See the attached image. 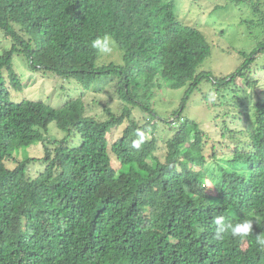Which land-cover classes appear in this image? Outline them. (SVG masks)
I'll return each instance as SVG.
<instances>
[{
    "label": "trees",
    "instance_id": "obj_1",
    "mask_svg": "<svg viewBox=\"0 0 264 264\" xmlns=\"http://www.w3.org/2000/svg\"><path fill=\"white\" fill-rule=\"evenodd\" d=\"M176 2L0 0V38L10 43L0 51V264H264L254 239L264 233V97L237 84L264 83L251 76L264 56L262 6L225 0L251 5L262 18L241 25L263 37L222 77L199 71L212 46L178 17ZM106 32L121 63L90 47ZM16 57L33 72L92 85L96 101L64 119L62 139L50 138L59 126L54 105L15 99L12 89L22 90ZM204 83L230 109L223 124L185 113ZM182 89L180 105L162 114L166 96ZM100 94L108 96L104 113ZM233 119L245 129L228 128ZM137 130L146 135L141 150L131 148ZM227 133L237 142L230 153L223 152L232 147ZM36 145L43 159L32 157ZM208 149L209 159L220 158L216 170L206 168ZM37 165L45 169L32 175ZM216 215L226 223L253 219V236L215 240Z\"/></svg>",
    "mask_w": 264,
    "mask_h": 264
},
{
    "label": "rangeland",
    "instance_id": "obj_2",
    "mask_svg": "<svg viewBox=\"0 0 264 264\" xmlns=\"http://www.w3.org/2000/svg\"><path fill=\"white\" fill-rule=\"evenodd\" d=\"M253 3H257L262 6L260 13L264 12V0H252ZM176 13L186 25L197 27L203 34L206 35L208 42L212 46V54L210 58L202 65L199 69L200 72L212 71L217 76H230L237 68L243 63V57L240 56V51L245 53H252L262 42V31L260 29H251L241 25L243 20H258L262 18L259 14L256 15L251 5H236L227 4L225 0H177L176 2ZM250 3V0H248ZM222 6V7H221ZM221 7V8H220ZM255 34V37L252 36ZM1 36V35H0ZM0 38V51L3 48H8L9 41L7 39L1 40ZM8 43V44H7ZM2 48V49H1ZM118 48V47H117ZM264 60V56L262 58ZM259 60L252 67L254 68L251 76L264 79V71L257 69L258 66H263L264 61ZM108 62H112L108 60ZM121 63L122 61H113ZM15 73L21 78L22 90L19 93L14 92L16 100L27 99L30 101H45L56 107L59 112L58 123L59 126L52 127V133L50 138L62 139L63 127L65 125V118H72V116L78 115L77 107L80 103H85L88 106H92L96 101L95 94L92 91L91 84L85 83L84 80H77L73 83L65 80L59 81L55 78L48 77L42 73L33 72L26 59L23 57H16L14 59ZM86 84V85H85ZM237 84L245 88V90L255 96V93H259L264 97V83L259 88L250 87L242 80H237ZM201 91L196 92L188 104L186 114L193 120H200L203 123L208 121L211 116L218 117L219 122L225 118L223 112L230 111L226 105L222 106V96L212 92L207 83L200 86ZM74 92L70 97L67 96L68 91ZM186 89L179 91H173L172 95H167L166 106L162 109V114L171 112L177 106L180 105L181 100L184 98ZM172 93V92H170ZM230 93V92H229ZM224 94V93H222ZM161 93L159 94V96ZM225 95V94H224ZM228 95V92H226ZM73 96V98H71ZM260 97V96H259ZM108 96L100 94L97 99L99 100V111L104 113V106L108 105ZM204 99L209 100L204 102ZM115 100H117L115 98ZM256 101V99H255ZM90 109V107H89ZM211 113V114H210ZM232 117L237 114V111H231ZM212 117V118H213ZM227 120V119H226ZM235 120L233 125L227 122V127L236 131L245 129V125L241 120ZM223 128V126H218ZM221 131V129H220ZM219 131V132H220ZM227 137L230 139L232 136L227 133ZM220 139L219 134L216 136V141ZM232 141V147L230 149L224 148L223 152H231L237 142ZM214 153L208 149L206 153L207 159ZM31 155L33 158L43 159L45 151L42 145H36L33 147ZM218 157H221L219 154ZM220 158H210L206 164L207 169L216 170L219 166ZM45 166H35L32 175H38L43 172ZM216 176V173H211L208 182L212 181V178ZM245 248L249 247V242L246 241L244 244ZM264 263V261H263Z\"/></svg>",
    "mask_w": 264,
    "mask_h": 264
},
{
    "label": "clouds",
    "instance_id": "obj_3",
    "mask_svg": "<svg viewBox=\"0 0 264 264\" xmlns=\"http://www.w3.org/2000/svg\"><path fill=\"white\" fill-rule=\"evenodd\" d=\"M91 49L95 50L102 60L118 61L123 52L117 48L116 42L110 33H104L97 36L90 44ZM146 141V135L143 131L137 130L136 138L131 142V148L141 150ZM214 224V239L217 241H226L228 239H243L250 235L253 236L254 220L248 217L242 218L236 222L226 223L223 215H216L212 219ZM255 243L259 249L264 251V233L255 235Z\"/></svg>",
    "mask_w": 264,
    "mask_h": 264
}]
</instances>
